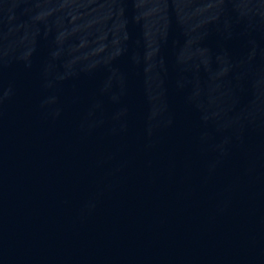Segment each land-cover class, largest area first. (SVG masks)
Wrapping results in <instances>:
<instances>
[{
    "label": "water",
    "instance_id": "1",
    "mask_svg": "<svg viewBox=\"0 0 264 264\" xmlns=\"http://www.w3.org/2000/svg\"><path fill=\"white\" fill-rule=\"evenodd\" d=\"M0 264H264V0H0Z\"/></svg>",
    "mask_w": 264,
    "mask_h": 264
}]
</instances>
